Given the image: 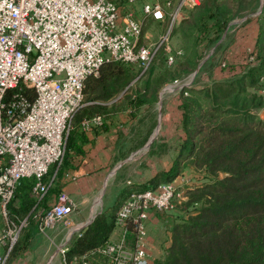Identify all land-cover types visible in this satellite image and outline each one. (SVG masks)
Returning a JSON list of instances; mask_svg holds the SVG:
<instances>
[{
	"label": "built area",
	"instance_id": "1",
	"mask_svg": "<svg viewBox=\"0 0 264 264\" xmlns=\"http://www.w3.org/2000/svg\"><path fill=\"white\" fill-rule=\"evenodd\" d=\"M0 0V214L21 177H33L38 200L48 186L63 153L74 111L83 101L86 76L106 61L135 63L145 68L168 39L184 8L197 0ZM165 31L143 41L145 20L162 23ZM181 50L166 51L172 62ZM248 61L251 56H248ZM176 82L177 79H173ZM183 87V84L182 86ZM31 89V95L22 92ZM183 95L186 90H182ZM99 115L83 118L82 126L100 124ZM55 165L49 173L51 165ZM182 188L171 180L128 191L114 211L113 226L101 242L66 260L71 238L78 236L91 215L68 224L54 251L60 264H153L147 243L151 210L169 211ZM67 191L32 214L38 232L65 220L75 208ZM94 212V211H93ZM0 228V264H4L18 230L7 221ZM13 225V226H12Z\"/></svg>",
	"mask_w": 264,
	"mask_h": 264
},
{
	"label": "trees",
	"instance_id": "2",
	"mask_svg": "<svg viewBox=\"0 0 264 264\" xmlns=\"http://www.w3.org/2000/svg\"><path fill=\"white\" fill-rule=\"evenodd\" d=\"M226 10L221 3L203 2L191 12L188 22L175 27L181 40L180 47H176L181 52L175 56V74L195 66L199 43L220 33L229 16ZM255 19L257 33L247 51L250 61L244 52L242 61L229 62L230 70L225 75L220 72L221 76L206 84L182 89L186 95L181 93L177 108L178 127L183 134L176 142L172 162L141 184L153 187L172 180L180 173L183 162L201 166L212 175L207 182L188 190L183 205L198 202V206H194L193 213L172 221L170 243L153 264H264V118L251 108L263 101L255 89L264 87V6ZM175 74L169 76L176 79ZM129 75L126 62L106 61L96 74L85 77L82 94L86 101L72 114L60 163L56 169L53 164L48 170L52 173L55 169L52 182L55 180L56 185L63 172L75 167L72 156L82 153L81 143L87 137L77 128L79 122L94 115L109 117L123 109L125 99L117 95ZM163 77L167 78V74L156 75L151 85L145 82L134 106L151 103ZM22 92L31 95V89ZM219 171L225 174L219 176ZM33 183V177L18 180L5 205L8 215L18 219L26 216L27 221L37 207L45 206L46 194L37 200L32 193ZM56 185L48 186L46 193L57 190ZM122 195L120 191L116 201L92 217L66 254L79 252L109 235L115 205ZM29 230L23 242L30 237ZM15 242L11 249L17 247Z\"/></svg>",
	"mask_w": 264,
	"mask_h": 264
},
{
	"label": "rangeland",
	"instance_id": "3",
	"mask_svg": "<svg viewBox=\"0 0 264 264\" xmlns=\"http://www.w3.org/2000/svg\"><path fill=\"white\" fill-rule=\"evenodd\" d=\"M141 1L143 0H138L136 3L140 5ZM203 2L206 4L221 3L224 5L227 9L226 13L229 14L228 19L225 26L216 37L213 38L212 36L208 41H202L199 43L195 66L175 74L176 65L178 66V57H175L174 61L170 63L166 61V51H172L176 47H180L179 42L181 40L179 35L175 32V27L182 21L186 20V22H188L187 20L190 19L191 12L199 5L201 6ZM263 6L264 0H197L193 6L182 10L179 19L172 25L169 31L168 39L156 49L153 58L145 68H141L135 63H126L130 75L125 82L123 89L118 93V95H116L123 96L125 99L124 108L130 106V111L132 112H129L132 115L135 116L137 109L140 108V112L139 114H136V116L138 120L142 118L141 120H143V124L142 128L138 132L141 131L143 135L145 132L149 131L151 128L153 129L154 127L158 131L161 120L163 128L161 133L164 132L162 135L167 137V140H155L153 144L162 142L163 146H159L158 144L152 156L148 154L146 149L143 155L136 158L137 160L133 163V167L126 169L124 166H127V163H125L122 158H127L131 152L140 151L146 141L145 139L142 144L134 148L133 146L138 142V140L142 139V137L138 136L140 138L138 140H133L130 147L124 148L121 153L122 158L115 162V165L117 164V171L115 170L110 173L113 175V173L116 172V174L113 178L109 179L108 182L106 181L105 174L111 169V166H107L102 169L98 175L103 177L100 178V184L97 185L100 186V189H102L100 192L95 191V194L92 193L89 197L91 208L95 209L93 211L100 210L102 207H107L109 205V199L112 198V196L115 198L120 191L128 192L130 190L143 188L144 186L134 187L133 183L139 182L140 184V181L145 182V180L156 170L170 165L175 154L174 149L176 142L178 141L179 135L182 134V131L178 128V124L176 126V123L178 122L177 120L179 119L177 102L182 89H187L192 86L198 87L202 84L210 82L213 78H218V76H221V73L224 74L225 71L229 72V62L242 61V54L244 52L245 55H248L247 51H249L250 47L253 45V41L257 33L255 16L258 15ZM165 28L166 18H164L162 23L147 19L142 24L141 39L143 41L154 40L159 34L165 31ZM217 68H219V70ZM148 71L150 73H148ZM171 73L175 74L173 76L176 77L177 81L183 82L184 79H190L188 82L182 83L183 87H181L176 93L171 91V89H177V87H173V79L169 76ZM162 74H167V78L163 77L162 80L159 81V85L156 88V95L152 102L134 106V100L136 99L137 93L142 90L141 88L144 83L148 81L151 85L155 80V76H160ZM255 94L263 96L261 104L259 103L258 106H250L252 110L258 114V112L264 108L263 85L256 87ZM258 100L259 97L255 99V103L256 101L259 102ZM83 101H86V96L84 94ZM166 116L169 117L170 121H167ZM165 128H167L166 131ZM161 137L162 136L160 135L159 138L161 139ZM154 139L155 137L152 141ZM185 164L186 163L183 164L181 170L182 172L179 175L180 178H183L187 187L182 188L181 191H179V195L173 198L174 205L171 210L165 212L151 210V214L146 225L147 237H149L148 241L154 252L152 255L155 257L159 255L162 248L170 243V226L172 221L180 218L181 216H185L188 213H193L195 211L194 206H198V202L186 204L185 206L183 205L188 197V190L193 189L196 186L198 187L212 178L211 173H208L203 167L197 166L198 168L193 167L190 169V166ZM224 174L225 172H218L219 176H223ZM117 205L118 202L115 205V208ZM6 215V217H3V215L0 214V228L6 227L4 223L5 221L10 224L12 222L13 225L17 227L21 218L18 219L11 217L7 213ZM33 223L34 217L27 220L25 225L22 224L21 228L18 230L17 237L15 239L16 242L14 241L17 244V247H14L9 251L4 264H24L21 260L26 258L31 260V262H27V264H60L58 254L54 251V249L59 241V237L64 234L66 226H68L71 221L67 217L54 227L45 228L44 232H37L35 235L33 232ZM26 229H30L28 232L30 235L32 233V236L23 242L22 237L25 234ZM53 232L56 233V235L53 236ZM51 239L55 240L51 241ZM74 239V237L71 238L68 243V247H70ZM1 250L2 248L0 247V251ZM70 256L71 254L67 253L66 260H69Z\"/></svg>",
	"mask_w": 264,
	"mask_h": 264
},
{
	"label": "crops",
	"instance_id": "4",
	"mask_svg": "<svg viewBox=\"0 0 264 264\" xmlns=\"http://www.w3.org/2000/svg\"><path fill=\"white\" fill-rule=\"evenodd\" d=\"M175 89L174 90L171 89V91H174V93H176L178 89L176 90ZM139 109L140 108L137 109L136 114H139L140 112ZM129 111H130V106L126 108L123 107V109H121L119 112H116L115 114L109 117L102 118V122L100 124H96L93 126H82L79 122L77 128L83 130L87 137V139L81 143L82 153L74 154L72 156V163L75 164V167L67 170L66 172H63V175L58 180L57 185L55 183V180L51 182L49 186L53 187L56 185L57 190L50 191L48 194L46 193L45 195V205H47L53 200L54 194L58 190L63 189L68 192V194L70 195V197L74 200L76 204L74 210L68 215V218L71 221L70 224H74L78 222L79 220H84L93 213V210L95 209L91 208L89 197L91 196L92 193L95 194V191L100 192L102 189V188L100 189V186H97L98 184H100V178L103 177V176L98 175V173L102 169L106 168L107 166L108 167L111 166V169L105 174L106 181L108 182L109 179L113 178L116 172L113 173V175H111L110 173L117 169L116 167L117 164L115 165V162H117L118 159L122 158L121 153L123 152L124 148L130 147L133 140H138L140 137H142V139L141 140L139 139L138 142L133 146L134 148H136L140 144H142L143 141L146 139L140 151L131 152L127 158H122V160L125 161V163H127V166H124L126 169L132 168L133 163L137 160L136 158L137 157L139 158L141 155H143L146 149H147L148 154L152 156L158 144L159 146H163L162 142L153 144L155 140L157 139L159 141H164L167 138L162 135L164 132L161 133V131H163L162 124H161L162 121L160 120V124H159L160 127L158 131L154 127L153 129L151 128L149 131L145 132L142 135L141 131L138 132L142 128V124H143L142 123L143 120H141L142 118L138 120L136 114L134 116L130 113L132 111L130 112ZM166 118H167V121H170L168 116H166ZM177 121L179 122V119ZM178 122L176 123V126ZM166 130L167 128H165V131ZM160 135L162 136L161 139L159 138ZM154 137L155 139L152 141ZM189 166H190V169L195 167L192 165H189ZM181 170H182V167H181ZM181 172L182 171H180V173ZM179 174H177L171 181L179 188L187 187L183 178L182 177L180 178ZM143 182L140 181V184L139 182L137 183L134 182L133 186L140 187ZM126 192L127 191L123 192L124 195L126 194ZM124 195H122V197ZM121 198H119L117 202H119ZM114 201H115V198L112 196V198L109 199L108 204L110 205ZM150 214L151 212L148 215L147 223H148ZM32 226H33V232L35 235V233L38 232L36 230L35 220ZM54 235H56V233H54L53 236ZM31 236H32V233L29 238H31ZM61 238L62 236L59 237L58 240L60 241ZM54 240L55 239L53 240L51 239V241H54ZM148 240H149V237H147V243H148V249H149L150 255L152 257H155L152 255L154 252ZM21 262H23L24 264H27V262H31V260L29 258H26L24 260H21Z\"/></svg>",
	"mask_w": 264,
	"mask_h": 264
},
{
	"label": "water",
	"instance_id": "5",
	"mask_svg": "<svg viewBox=\"0 0 264 264\" xmlns=\"http://www.w3.org/2000/svg\"><path fill=\"white\" fill-rule=\"evenodd\" d=\"M258 117L259 118H264V108H262L259 112H258ZM104 209V208H103ZM102 209L100 210H97V211H94L90 217V219L88 221H90L92 219V217L99 211H101Z\"/></svg>",
	"mask_w": 264,
	"mask_h": 264
},
{
	"label": "bare ground",
	"instance_id": "6",
	"mask_svg": "<svg viewBox=\"0 0 264 264\" xmlns=\"http://www.w3.org/2000/svg\"><path fill=\"white\" fill-rule=\"evenodd\" d=\"M190 79H188V80H183V82H181V81H176V82H173L174 83V86L175 87H177V89L179 90L180 88H181V86H182V83H186V82H188Z\"/></svg>",
	"mask_w": 264,
	"mask_h": 264
}]
</instances>
